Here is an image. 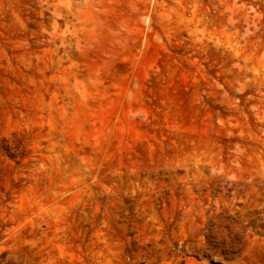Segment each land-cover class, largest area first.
Here are the masks:
<instances>
[{
	"label": "rangeland",
	"instance_id": "obj_1",
	"mask_svg": "<svg viewBox=\"0 0 264 264\" xmlns=\"http://www.w3.org/2000/svg\"><path fill=\"white\" fill-rule=\"evenodd\" d=\"M0 264H264V0H0Z\"/></svg>",
	"mask_w": 264,
	"mask_h": 264
}]
</instances>
